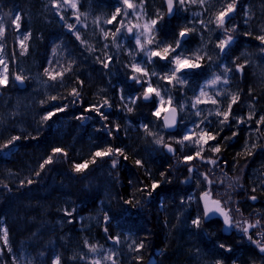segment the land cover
<instances>
[{
  "label": "bare ground",
  "instance_id": "1",
  "mask_svg": "<svg viewBox=\"0 0 264 264\" xmlns=\"http://www.w3.org/2000/svg\"><path fill=\"white\" fill-rule=\"evenodd\" d=\"M22 1L26 2L27 4H30L31 2V0H22ZM240 3L241 4L237 6L238 7L237 12H240L242 15L240 16L237 15L235 21L237 25V32L239 33L237 37L239 46L233 48L232 52L227 58H218L216 53H211L210 55L211 59L204 58V60L201 61L203 67L197 73H195L199 75L198 80L205 82L206 80L211 79L209 77L214 72L216 74L221 73L220 65L222 63H227L229 67L233 68V72L229 73L232 79H230L229 81L230 85L227 86V88L232 93L238 92L240 94V100L238 102L242 103V106L239 108H236L233 105V110H232L233 115L249 107L250 103L241 99V97L249 100L255 98L254 102L256 103L257 107L262 109L264 108V78L261 76H257L255 74L254 70L256 71L258 70V67L255 64V62L250 60L252 61L253 65L251 66L246 65V63H248L247 54L242 55V48L249 46V50L251 52L257 53V55L252 54L253 60L258 62L264 60L263 59L264 55L261 52L264 51V44H261L259 40L255 39V36L262 34V30H264V0H242ZM27 4H25V6ZM242 4L246 6L243 8L247 9V11L249 12L248 17L244 15V11L241 9ZM153 7L154 8L156 7L154 5V2H153ZM158 10L160 13L162 12L161 9ZM158 10H156V12ZM245 19L249 20L248 25H245L244 23ZM177 25L181 26L179 25V22L177 23ZM211 26L213 29L215 28L214 24H211ZM163 29L165 30V32H171L172 30L170 27L168 28L166 26L163 27ZM246 31H251L252 35L245 36L244 33ZM159 35H162V33H160ZM59 36L63 38L62 32L49 31L48 33L42 34V38H43L42 45H50V44L52 45V43L55 40H59L57 39ZM187 44L192 45L190 42ZM43 48L44 47H42V50H40L39 52V56H38L39 64H42L44 62L45 56L47 55V50H43ZM259 52H261V54H259ZM233 59H235L236 65H244L242 73L235 72L234 65L231 63ZM77 73L81 75L88 82V84L93 86L94 88L93 92L90 93L89 99L91 98H92L91 100L98 99L102 90H105L107 87L106 82L105 80H103L101 75L98 72H94L95 74L92 78L91 76L93 74V69L83 68L81 66L77 68ZM126 79L127 78L125 76H121L117 80L125 87L130 88V86L134 85L133 82L129 86L128 81ZM215 87H220V85H217ZM72 88H73V84L68 81L66 83H63L62 89L64 90V93L62 91L59 92L63 96H67ZM130 91L134 92L135 90L130 89ZM212 92L213 90L210 91L209 94H211ZM250 92L251 95H249ZM195 94H198V91H191L190 93L185 94V98L187 99L182 98L186 100L187 106H185L184 108L185 113L191 115L186 120V123L188 124H190V122L193 120L200 119L192 115V113L195 110L191 108V102L194 99ZM111 96L112 98L115 99L116 104L121 103V101L118 100L115 96L113 95ZM221 99L224 102H227L229 97L222 96ZM120 106L121 107L116 106L117 109H116V113L112 117V122L114 123L116 122V124L118 123L120 126V131H122L124 134L120 131L114 132V136L116 137L115 139H111L107 134L96 133L95 131H92V133L90 134L89 131L90 128L76 127L73 125L72 122L71 124L68 125L67 128L64 127L63 129L58 130L56 125L54 127L53 126L48 127V129L50 130L47 129L45 131L42 130L40 125L36 122V119L34 120V123L32 125H28L26 127L27 129H29L27 133H31L32 135L37 136L36 138L38 141L39 140L49 141L52 144L67 142V144L70 146L69 148L72 151V153H77L80 156L86 155L87 149L96 150L97 148L104 147L109 144L113 146L121 145L122 148L125 149V151L130 150L133 153H137L138 150V149L133 150V147L135 145L139 146L140 144H143L145 146L143 151L144 154H146L149 151H156V152L162 151V153L165 156H167L169 153H167L162 146L156 145L153 142L155 137L145 133L142 127L140 126L143 123H147L151 131L157 132V131H161L160 125L163 124L162 121L152 116V114L149 111L147 112L148 119H140L137 116V114L134 113V111L127 112L124 109V104ZM197 107L201 109H205L204 114L207 115V110L213 109L216 106L198 105ZM177 109H178V117L180 119L181 111L179 110V107H177ZM1 114H0V121L2 122L4 119V121L7 122L6 119L4 118L2 109H1ZM260 115L262 114L258 115V119ZM109 125H114V124L112 123ZM8 126H6V130H9ZM180 128H181V123L178 122L176 131L172 132L176 137H180L181 135ZM260 129L261 131L259 132L261 133H259V137H258L259 142H257V144H255L254 139H252L251 137L249 138L247 136L243 137L242 139L238 138L236 141L245 144L251 150L255 158H254V162L250 163V166L253 169L258 170L257 171L258 177L264 179V125H261ZM132 130L136 132H133ZM162 135H164L165 137L164 138L165 142H170L172 146L175 149H177L176 155L175 156L172 155L169 158L171 161L170 163L166 161L164 162V159L162 157L157 158L158 161L160 162L158 166H160L164 172H167V177L171 179V183H166L167 186L162 185L161 188L157 190L156 193H153L152 195L153 201L158 199L157 201L158 204L157 203L151 204L150 206H147L144 209V211L150 214H156V212H159V214L155 215L156 216L155 220H157V222L163 221V224L170 223L171 218H176L178 225L174 230L175 232L174 241H171L172 246H171V251H169V254L171 256L168 258L162 257L160 260V264H166V263L167 264H217L218 261L220 262V264H260L264 262V254L260 253L258 248L250 241H248L246 237L242 238L243 234L238 229L233 228L229 233L225 231L226 228L225 227L224 229H221V232H224V234L220 236V233H218V235L216 236L214 232L218 230L219 225H224L222 218L213 216L211 220H209L206 223H203L201 229L199 230L191 226V220L197 215L198 211H200L202 208L199 201V196L204 190L209 188V185H207V183L203 181L196 183L195 171L189 174L187 171L188 167L183 166V162H182L183 156L189 155L190 154L189 151L193 150V147L188 146L190 142H186L185 146L181 148V145L176 143L174 139L171 141L169 140V132L163 130ZM120 136L123 137L121 138ZM149 136L150 139L153 141L147 140ZM225 136L230 137L231 133L230 132L226 133L224 137ZM235 139L236 137L234 139L227 140L225 143L229 144ZM50 143L47 144L49 145ZM253 144L256 145L255 148H252ZM0 152L3 153V147H0ZM45 157H46L45 150L38 152L30 151L24 154L22 157L18 158L14 162H8L6 160L0 161V192L5 190L3 189V187H5L6 185L7 186L6 189L8 191L12 193L17 192L18 194L17 196H11V197H8V195L0 194V223H3L4 227L7 228L6 220L9 219L14 237L15 235H17L15 245L18 247L21 246L24 248L27 245L25 239L32 246H35L37 248H40L44 243L50 244L51 250L47 252L44 256L42 257L38 256L32 258V261L34 263L52 264L53 256L58 254L60 258L62 257V259L64 260V264H74L71 263L70 260L66 258V254L64 253L62 247L63 245L56 238L57 237L56 235L59 232L52 231L54 218L56 219L57 217L54 212L55 205L50 201L48 197L50 195L49 190L52 191L53 188L59 189L61 187L60 184L54 185L56 180L58 181L59 179H65L66 182L67 174L64 171V169L58 168L56 170L55 169L51 170L50 172L46 170L41 171L39 176L40 177L44 176L45 179L47 180L45 181L46 184L41 185L39 188H37L38 190L28 191L25 186L21 187L20 184L17 185L12 183V178L15 175H20V176L23 175L25 177V175L28 174L30 171H33L34 174L36 171H39V164L43 159H45ZM118 159H120V157ZM73 163H74L73 161L72 162L68 161L63 166L65 169L72 170ZM193 167L195 168V166ZM197 167L201 172H207L205 165L199 164ZM94 168L98 170L95 171L91 179H89V182L73 179L76 185L70 183L71 185L67 187V189L69 188L71 189L72 192L77 193L76 199L82 202V205L85 206L86 204L89 208H92L95 199L100 200L102 202L103 187H104V183H102V173L104 171L103 169H106V171L109 172L111 176V180L113 179L114 176V173H112V169L108 164H104V166H101L100 163H97L95 164ZM237 168L238 166H236L233 163L230 165L229 171H234ZM240 168L248 170V167L247 166L244 167V165H242ZM189 175L193 177V180L184 183L183 181H187ZM132 177L135 179V178H141L142 176L133 172ZM240 184L241 183L236 182V186L233 188H229L228 186L227 187L219 186L218 184L216 185L212 184L210 186L212 198L222 199L224 201H231L233 199L234 200L236 199L239 202L248 205H253V206L262 205L263 207L260 208L263 211H257L254 209V207H250L246 205L244 210L245 214L243 216L241 212L240 216L234 214L232 217L234 223L237 220L240 221L247 220L250 222H254L255 219H261V224L264 225V187L258 186L257 184L254 183H249L244 187L246 190H241L238 193ZM81 186H85L86 188H82ZM253 187L257 189L256 192H252ZM65 188L66 187L62 186L59 190ZM81 189H82V193L86 192L88 196L82 195L80 193ZM249 195H256L257 200L255 202L251 201L250 199H248ZM176 196H178V198L176 199L174 207L172 208L165 207V210H163L164 208L162 204L163 198L171 199V198H175ZM190 196H194L195 199L189 201L188 198ZM16 197H21V198L18 199ZM27 198H29V200H27ZM181 198L184 199L185 203L183 204L181 203ZM18 200H21L22 203H20V201ZM28 201L29 204H26ZM107 210L109 216L111 217L112 215V219L109 221L110 227L109 229H107V235L108 234L116 235L122 237L123 239H125V236H122L121 234L126 236L129 235V237L134 238L135 241L137 242V239L133 234L123 233L121 232V230L117 228L119 227L120 222L123 218L120 208L108 207ZM35 211H37L38 213H36ZM24 213L35 218V220L29 222L30 226L25 227L24 231L23 230L18 231L17 228H19V225L14 222L13 218H16L19 222L24 223L22 222V220L24 219L22 215ZM146 222H147L146 220L140 218L139 222L135 221L134 225L136 226L137 223H140V225L146 228ZM111 223L114 226L111 225ZM151 223L152 221L149 220V224ZM143 227L136 226V228L138 229H144ZM22 231H23L22 236H19L22 233ZM258 231L259 229H251L249 234L256 233ZM212 232L214 234H212ZM8 234H9V230H8ZM97 235L100 236L99 233ZM229 235L230 237L233 238L229 239L228 241H225V237ZM253 238L259 239L258 236H254ZM220 244H224L227 247H230L231 251H227L225 248H220L219 247ZM161 253H162V249H157L154 250L153 252H149L148 261L146 262V264H156L157 261L156 256L160 255ZM140 254L143 255L141 250L139 252H136L133 259L132 258H131L132 260L130 259L131 260L130 264L136 262L137 260L135 259V257L140 256ZM4 258H6V260L8 261L7 257ZM10 261L12 262V256H10ZM21 261L22 260L17 259V264H20ZM23 264H25V262H23Z\"/></svg>",
  "mask_w": 264,
  "mask_h": 264
},
{
  "label": "snow or ice",
  "instance_id": "2",
  "mask_svg": "<svg viewBox=\"0 0 264 264\" xmlns=\"http://www.w3.org/2000/svg\"><path fill=\"white\" fill-rule=\"evenodd\" d=\"M144 2L145 0H140L139 6L133 2V0H117L115 5V10L111 14L110 17L105 19V24H113L114 21L118 20L116 27L114 29L106 30L101 28L100 31L103 33V38L105 40L108 39L109 34H111L112 43L116 47L123 46V42L127 40L128 36H132V41L135 45L134 49H130V55H132V63L126 67L129 68V72L127 74L128 84L131 85L133 82L136 86H139L136 91L129 92L127 96L124 95V87L119 86V98L121 102L124 103V109L127 112H132L134 106L137 102H144L145 105L149 102L153 103L152 116L160 119L162 117V113L164 114L163 124L160 125L161 131L163 130H175L178 124V109L173 106V95L172 90L177 88L178 86H182L187 84L188 80L192 78V76L197 73L203 65L201 61L204 59V56L200 53L203 51L202 48L196 49L195 52L189 55V50L187 48L188 38L193 31H196L195 28H181L178 30L172 40H158L157 36L159 35L161 29L157 27L158 24L164 19V15L159 12V10L155 13V18H150L143 24L137 22L133 23V20L139 21L141 16L144 14ZM52 8H54L55 15L59 16L62 21L66 24L69 31L74 32L76 38L80 39V29L76 27V25H80L81 27H85L86 25L81 24L80 14L78 12L77 0H50ZM166 5L165 12L168 17L171 18L176 15L179 11H187L188 4H195L197 0H164ZM206 3V0H199L200 6L203 8ZM217 3L220 5L217 8L213 15L208 16L205 20L201 18L198 23L201 25V31L208 30L209 24H214L215 28L212 29V32L219 31L220 35L216 38L214 43V47L219 49L217 53L218 58H227L233 50V45L235 44L239 33L237 32V25L235 23L238 12L237 5L239 4V0H217ZM67 7H70L73 11V15L75 16L76 24H69L64 20V16L61 15L63 11ZM211 7V5H210ZM123 9V11H122ZM133 10L131 13V18L129 17V11ZM241 9L244 11V15L246 17L249 16V12L247 9L243 8L241 5ZM207 11V9H205ZM193 16H203V13H193ZM6 17V18H5ZM22 17L17 12L16 14H8L0 15V53H4L6 42L5 36L6 32H15L20 35L16 37L18 42L20 55H25L28 52V46L26 41L30 38V31H22L21 24ZM125 20L128 23H125ZM188 23H193V21H188ZM245 25L249 24V20L245 19ZM124 29V34L121 36V41H117V35L121 33V29ZM133 29H136L135 33H133ZM231 33H237L236 36ZM245 36H251V31H246L244 33ZM201 39L203 37L201 36ZM255 39L259 40L261 44H264V30H262V34L256 35ZM145 45H148L146 48ZM105 49L109 47L107 43L103 45ZM139 53H143V59L139 62L136 61V55ZM53 54H55V49H53ZM6 55H0V86L6 87L9 83L8 76V65L6 63ZM15 55V53H13ZM211 59V57H209ZM96 60L99 61L103 68L107 69L109 64L112 62V56L108 55L105 59H101L100 57H96ZM157 62H163L160 65L161 70L158 72ZM234 65V70L236 73H242L244 65H236L235 60L232 61ZM49 66H51V62H49ZM149 66H151V72L149 71ZM221 73L216 74L213 73L210 80H206L203 85H201L198 94H195L194 99L191 102V108L195 111L192 113L197 118L190 122L189 126L184 129L183 135L179 138H176L174 133H169V140H176V143L181 145L183 148L186 142H190L188 144L189 147L195 148V151L189 155L183 156L182 162L185 164H189L187 171L189 174L195 171L196 174V183L200 182V178L202 177L203 182H206L209 185V188L204 190L200 196L199 201L202 206L201 210L198 211L197 215L191 220V226L195 229L199 230L202 227L203 223L208 222L213 218V216L222 218L223 224L226 229L236 228L242 232V238L246 237L248 241L254 244L260 253L264 254V225L261 224V219H255L254 222H250L247 220H237L235 223L233 222V217L230 215L231 212L236 211L239 212V208L233 210L231 207H225L222 205L220 199H213L211 195L210 186L213 184V179H209V176H215L213 172V168L219 169L222 166L227 165V161H223L221 164L219 157L217 159H212L211 157H205L203 155L205 149L210 151L213 154H219L222 151V145L229 139H234L239 135V126L245 125L247 129L250 131H259L260 126L264 125V114L260 115L259 119L256 120V128L252 129L251 125L248 121H252L254 119L255 113L250 111L249 114L244 116H233L232 110L233 105L237 104L240 100V94L238 92L232 93L227 88L229 85L230 79L232 77L229 73L233 72V68L229 67L227 63H222L220 65ZM65 71H71V66L67 69H61L57 71L56 69L49 70L48 67L44 69V75L49 78V80L56 81L57 78H60V87H63V77L65 75ZM153 77L156 78V82L153 83ZM25 77L22 74H15L13 76V84L16 85V82H19L17 86H24ZM165 82V83H161ZM81 87L83 86V81H79ZM220 85V87H215ZM171 86V87H169ZM209 86L213 87V92L209 94L207 88ZM116 87V86H114ZM251 95V92L249 93ZM72 99H68V97ZM228 96L229 99L226 102V107H220L221 104L225 103L221 97ZM153 97L155 100L153 101ZM51 101H57L58 99L67 100V103H59L54 108L48 110L42 116L43 121H49L54 116H57L59 113H63L67 111L70 105L76 106L77 104L82 105L83 101L81 99V91L80 89L73 87L67 96H60L59 93L56 95H51L49 97ZM44 103V101H41ZM211 104L214 107L213 109L207 110V115H205V109L198 108V105H208ZM131 105V106H129ZM185 105H179V110L181 112L184 111ZM111 109V104L108 99H104L102 103H94L89 104L84 108V112L95 113L96 116L100 118L101 121H108L109 116L107 112ZM216 117L215 120L209 119V117ZM75 118L81 121L86 119H91V117H86L84 113H80L75 115ZM234 121V123H233ZM182 124L183 121L181 120ZM224 125H228L229 128L237 129L231 132V136H225L220 143H215L220 134L223 132ZM145 133L148 135L154 136V143L156 145L162 146L167 153L176 155V149L172 146L170 142H165L164 135L161 134L160 131L153 132L150 130L149 125L147 123H143L140 125ZM98 131H104L111 139H115L114 132H119L120 126L119 124L109 125L104 123L101 125ZM21 140L20 135L11 136L8 141L3 145L4 148H8L10 151L13 150L12 146L16 144V142ZM256 145L253 144L252 148H255ZM245 151L248 155H252L251 150L246 146ZM61 157L67 158L68 152L62 147H54L51 150V154H49L43 161L39 164V171L35 172L36 176L40 175V172L45 169V166L52 165L54 163L61 162ZM119 157H123L125 161L129 159L128 155L125 152L124 148L121 147H113L112 145H107L104 147L97 148L91 154V158L89 160H84L79 163H73V169L76 173H83L85 170L89 168V165L97 164V159L99 158L103 161L105 158H111L109 160V165L111 169H116L118 164L120 163ZM199 159L202 163L212 165V168H209L207 172H201L198 168H194L191 166V161ZM135 164L138 167H144L143 161L140 159L135 160ZM151 179V173H146ZM167 176V172L162 171L160 173L161 179H151L150 184H144L141 181V187L137 188L136 191L146 194V196L150 199L153 193H156L158 189L161 188L163 183H171V179H163ZM219 183L223 184L224 180L216 178ZM193 180L191 175L188 176L187 181H183L187 183L188 181ZM33 179H27L26 183L31 185L33 183ZM131 184L132 181H129ZM25 181H20V186H24ZM236 186V182L229 183L228 187L233 188ZM7 186L5 185V188ZM264 187V186H262ZM257 189L255 187L252 188V192H256ZM189 201L195 199L194 196H190ZM248 199L255 202L257 200L256 195H249ZM123 203L129 206L128 210L131 211L135 209L137 206L141 204V201L133 195L131 198L124 200ZM181 203H185L184 199L181 198ZM75 212V209L71 211L68 209H64V214L66 216H72ZM259 215V214H257ZM112 217L108 215L107 212L104 214V223L107 224ZM68 223H72V220H68ZM251 229H259L256 233H250ZM105 233H107V228H105ZM254 236H258L259 239H254ZM2 238L4 247H0V256L3 255L5 249L11 253L12 249L9 246V235L8 229L4 227L2 229ZM107 239L113 241V244H118L120 242L119 236H107ZM84 244L88 247L89 253H91V257L88 259L85 258L84 255L80 256L81 260H85V264H102V261L111 260L112 264H118V261L114 259L115 251L113 249L105 250L103 246H98L96 244H89L87 240L84 241ZM134 247H132V251L139 252L144 249L145 243L143 241L138 244L133 241ZM220 248H225L227 251H231L230 247H227L224 244L219 245ZM107 251V255H101L100 253ZM75 258V257H74ZM137 261L142 260V256L135 257ZM13 264H17V257L15 255L12 256ZM0 264H4L3 260H0ZM20 264H23L21 261ZM52 264H61L60 256L54 255L52 258ZM217 264H220L218 261Z\"/></svg>",
  "mask_w": 264,
  "mask_h": 264
},
{
  "label": "rangeland",
  "instance_id": "3",
  "mask_svg": "<svg viewBox=\"0 0 264 264\" xmlns=\"http://www.w3.org/2000/svg\"><path fill=\"white\" fill-rule=\"evenodd\" d=\"M242 0H239V4H241ZM137 6L140 4V0H133ZM117 0H77L78 12L80 14L81 24L86 25L85 27H81L80 25H76L77 28L80 29V39L76 38L74 32L69 31L64 21L60 19L59 16L55 15V9L52 8L50 0H31L30 4H27L23 9V14L18 12L22 20L25 21V25H22V31H30L31 36L26 41L28 46V52L25 55H20L12 62V67L9 76V83L6 87L0 86V106L3 110L4 118L8 123L9 131L8 133L14 136L15 134H23L27 133L29 129L26 127L28 125H32L34 120L40 125L42 130H47L50 126H56L58 130L67 128L71 121L73 122L76 118L75 115L68 116V110L73 109L74 106L70 105L67 111L63 113H59L57 116H54L49 121H43L41 118L43 114H45L48 110L54 108L59 103H67L68 101L58 99L57 101H51L49 97L51 95L60 94L59 91L64 93L62 87H60V81H52L49 80L47 76L44 75V69L46 67L51 71L52 64L57 61V53L55 50V54H53V45H42L43 38L42 34L52 32H62L63 34H68L77 47V53L80 58L81 67L83 68H91L93 72H98L103 80L106 82V86H109L110 90H113L115 87V81L121 76H125L127 78V74L129 72V68L126 67L130 65L132 61V55H130V49H134L135 45L132 41V36L129 35L127 40L123 42V46L116 47L112 43L111 34L107 40L103 38V33H101L100 29L104 28L106 30L114 29L118 20L114 21L113 24H105L104 21L115 10V5ZM239 4L237 6H239ZM211 5V7H210ZM243 5V4H242ZM219 4L217 0H206L204 7L202 8L199 4V0L195 4H188L187 11H179L175 16V21L180 27L184 28H195L196 31H193L189 38L188 43L190 42L192 45L187 44V48L189 50V55L196 51L198 48H202L203 51L200 53L204 56V58L210 57L211 53H218L219 49L214 47V43L216 38L219 36V32H212L213 29L211 24L208 25V30L201 31V25L198 21L203 18L207 19L208 16L213 15L215 10L219 8ZM243 7H246L243 5ZM162 8V7H161ZM160 8V9H161ZM238 8V7H237ZM207 9V11H205ZM73 11L70 7H67L65 11L61 13L64 16V20L69 24H76L75 16L73 15ZM123 11V9H122ZM129 11V17L131 18V13L133 10ZM17 12H13L11 14H16ZM156 13L155 8L153 7V1L145 0L144 2V14L141 16L139 21L133 20V23H141L143 24L150 18H155L154 15ZM193 13H203V16H193ZM161 14H163L161 12ZM165 17V13L163 14ZM242 15L238 12V16ZM188 21H193V23H188ZM127 24L128 21L125 20ZM164 22L161 21L160 25ZM22 24V23H21ZM136 29H133V33H135ZM124 34V29H121V33L117 35V41H121V36ZM19 33H16V37L19 36ZM201 36L203 39H201ZM158 40H165L164 38H160L157 36ZM107 43L109 47L105 49L103 45ZM18 45V42H17ZM47 50L46 64L44 68L39 64V52L40 50ZM147 48L148 45H145ZM19 48V46H18ZM22 51L21 49H19ZM264 55V51H261ZM259 52V54H261ZM247 54L248 63L246 65H253L252 61L258 67V70H254L257 76H261L264 78V60L255 61L252 59V54L257 55V53L251 52L249 50V46L242 48V55ZM0 55H4L0 53ZM112 56V62L109 64L107 69L103 68L102 64L96 60V57H100L101 59H105L106 56ZM41 56V55H40ZM239 57V56H237ZM143 59V53H139L136 55V61L139 62ZM264 59V56H263ZM204 60V59H203ZM235 60V59H234ZM252 60V61H250ZM233 61V60H232ZM49 62H51V66H49ZM7 63V60H6ZM232 63V62H231ZM163 62H157L156 70L159 72L161 70L160 65ZM233 64V63H232ZM8 65V64H7ZM2 67V66H0ZM251 68V67H250ZM55 69V68H54ZM149 71L151 72V66H149ZM15 74H22L25 77V81L27 82V86L24 89H19L16 85L13 84V76ZM213 74L210 75L209 78L212 77ZM59 78V77H58ZM57 78V79H58ZM199 76L194 74L191 79L188 80L187 84L178 86L172 90L173 106L179 107V105H186L185 94L190 93L191 91L200 90L201 85L204 84V81L198 80ZM153 83L156 82V78L153 77ZM193 79L195 80L193 82ZM127 80V79H126ZM209 80V79H208ZM165 83V82H161ZM230 85V84H229ZM228 85V86H229ZM130 86V85H129ZM171 87V86H169ZM138 88L135 84L129 87L124 86V95L127 96L131 90H135ZM106 88L102 90L98 100L99 103L103 102L104 99H108L112 101V96H115L118 100L119 98V89L116 93H111L110 90ZM213 90L212 86L207 88V91L210 92ZM67 91V89H66ZM60 96H63L60 94ZM184 98V99H182ZM155 100V97H154ZM44 101V103H41ZM121 101V100H120ZM125 102H121L124 104ZM178 106H177V105ZM153 105V104H152ZM146 106L147 110L152 114L153 106ZM180 114V113H179ZM180 119L183 121L181 124V135H183L184 129L189 126L186 123V120L191 116L185 113V110L181 112ZM86 120L80 121L79 125L84 124ZM75 126V125H74ZM32 128V127H30ZM50 130V129H48ZM158 132V131H157ZM162 134V131H160ZM92 133V131H90ZM49 135V134H48ZM165 138V137H164ZM179 138V137H176ZM176 142V140L174 139ZM98 170V169H97ZM102 173V183H104L103 187V197L102 202L97 200L95 202L96 207L91 208L90 210L83 212L79 206L82 205V202L78 201L76 203V194L72 192L71 189H67L70 183L75 182L70 177H66L65 179H60L62 181L55 182L54 185L60 184L61 187H66L65 189L58 190L52 189L49 190L50 195L48 196L50 201L55 205V214L56 219L54 218V222L52 225V231H58L59 233L56 235L57 239L63 245L64 253L66 254V258L70 260L71 263L74 264H85V260H81L80 256L84 255L86 259L91 257V253H89L88 247L84 244V241L87 240L89 244H96L99 246H103L105 250L113 249L115 251L114 259L118 261V264H130L135 251H132V247H134L133 241L134 238L129 237V235L125 236V239L120 237V242L118 244H113V241H110L99 233L98 236L97 230L104 225V214L108 213V207L120 208V198L115 192L112 186L111 176L106 169H103ZM33 171L29 172L31 175ZM6 179V178H5ZM8 180V179H7ZM27 181V177L23 175H15L12 178V183L19 185L20 181ZM11 182V181H10ZM53 187V185H52ZM55 187V186H54ZM56 188V187H55ZM3 194V191L0 192ZM29 200V198H27ZM29 204V201L26 203ZM29 206V205H28ZM30 207V206H29ZM64 209L72 210L75 209V212L72 216H66L64 214ZM109 215V214H108ZM68 220H72V223H68ZM108 224V223H107ZM4 228L3 223H0V237H2V229ZM108 236H116L108 234ZM131 238V239H130ZM2 239V238H1ZM3 241V240H2ZM135 243H137L135 241ZM101 255H107V251L100 253ZM75 257V258H74ZM132 258V259H131ZM131 259V260H130ZM102 264H112L111 260L105 262L102 261Z\"/></svg>",
  "mask_w": 264,
  "mask_h": 264
},
{
  "label": "trees",
  "instance_id": "4",
  "mask_svg": "<svg viewBox=\"0 0 264 264\" xmlns=\"http://www.w3.org/2000/svg\"><path fill=\"white\" fill-rule=\"evenodd\" d=\"M148 1H151V0H148ZM152 1L154 2V5L156 6L155 10H158L162 7L161 10L163 13L162 0H152ZM25 4H27V3L22 1V0H0V15H4L5 13L11 14L13 12H21L23 14V9H24ZM154 17H155V15H154ZM162 21L164 22L163 24L157 25V27L161 29L160 33H162V35H159V37L167 39V40H172L174 34L178 30H180L182 27L177 25V22L175 21V19L167 18L166 16L164 17V19ZM21 23L23 26L25 25L24 20H21ZM165 26L168 28L170 27L172 29L171 32H165V30L163 29V27H165ZM62 35H63V38L59 36L57 38L59 40H55L52 43L54 49L56 50L57 58H58L57 61L52 64V68L54 67L57 71H59L61 69H67L69 66H71L70 72L65 71V75L63 77V83H66L69 81L70 83L73 84V87L80 89L81 99L83 101L82 105L77 104L76 106H74L73 109L68 110V113H69L68 116L78 115L80 113H84V115L86 117H91V119H86V121L82 125H79V122L81 120L75 119L73 122L71 121L73 123V125H75L76 127H80V128L81 127L82 128H90L89 131H95L96 133L106 134L104 131H98L97 129H100L101 125L104 123H109V124L113 123L115 125L116 122L115 123L112 122V117L116 113V109H117L116 106L121 107L120 105H122V104L121 103L116 104V101L114 98H112V101H109L111 104V109L109 112H107V115L109 116L108 121H101L100 118L95 115V113L84 112L85 107H87L89 104L99 103V100L98 99L91 100L92 98L89 99L90 93L93 92L94 88H93V86L89 85L88 82L81 75H79L77 73V68L79 66H81L80 65V58H79L78 53H77V47L75 46L73 39L68 34L65 35L62 33ZM234 36H236L235 33H234ZM5 42H6V47H5L3 54L4 55L7 54L6 60H7L8 68H9L8 72L10 74L13 60H15V58L20 56V54H19L20 50L18 48L17 40H16V33L11 32V31L6 32ZM236 44L238 45V41L235 42L234 47ZM13 53H15V55H13ZM45 64H46V58L44 59V62L41 64V66L44 68ZM94 74L95 73L93 72V74L91 76L92 78H93ZM57 80L60 81V78H58ZM79 81H83L82 87L79 84ZM114 85L116 87L113 90H110L109 86H107L106 88H108L111 93H116L117 90L119 89V86L124 87V85L119 83L118 80L115 81ZM130 92H132V91H130ZM87 98L89 99V101ZM68 99L70 100L72 98L69 96ZM133 111L135 114H137V116L140 119H148L147 107L141 101L137 102V104L133 108ZM0 114H1V109H0ZM132 131L136 132L134 130H132ZM120 132H122V131H120ZM36 137L37 136L29 133V135L21 136V140L16 142V144L12 146L13 150L10 151L8 148H4L3 145L8 141V139L10 137H8L6 134V122L3 119L2 122L0 121V147H3V153L0 152V161L6 160L8 162H14L18 158L22 157L24 154H26L30 151L31 152H38V151L45 150L46 157H47L49 154H51L52 148L62 147L68 152V157L67 158L61 157V162L54 163L52 165H47V166H45L44 170L50 172L51 170H54V169L56 170L58 168H61V169H64V171L66 172V174H67L66 176H68L72 179H75V180H81V181L83 180L85 182H89V179H91L92 175L95 173V171H97V169L94 168L95 165H92V164H90L89 168L87 170H85V172H83V173H76L74 171V169H72V170L65 169L63 166L68 161L69 162L73 161V162L79 163V162H82L84 160H89L91 158V154L94 150L87 149L86 155L80 156L77 153H72V151L69 148L70 146L67 144V142L52 144L49 141H41V140L38 141ZM120 137L122 138L123 136H120ZM147 140L153 141L150 139V136L147 138ZM47 143H50V144L48 145ZM141 145H143V144H140L139 146L135 145L133 147V150L138 149L137 153H133L130 150L125 151L129 157V159L127 161H125L123 159V157H120V159H119L120 163L118 164L117 168L112 169V173H114V176L112 179V184H113V188H114L115 192L117 193V195L120 198V210H121V213L123 216V218L120 222V225L117 228L119 230H121V232H123V233L133 234L137 239V243H139L141 241H143L145 243L144 249L141 250L143 255L140 254V256H142V260L136 261L133 264H146V262L148 261V253L149 252H153L154 250H157V249H162L163 254L161 253L160 255L156 256V258H157L156 264H160V260L162 257L168 258L171 256L169 254V251H171V246H172L171 241H174V238H175L174 237L175 236L174 230L177 227L178 222H177L176 218H171L170 223H164L163 224V221L157 222V220H155V218H156L155 215L159 214V212H156V214H150V213H146L144 211V209L147 206H150L151 204H156L158 199L153 201V196L149 199L146 196V194L138 192V191H136V189L142 186L140 183L141 181H143L144 184H150L151 179H157V180L161 179L160 173L163 170L160 166H158L160 164V162L157 159L158 157H162L164 159V162L166 161V162L170 163L171 161H170L169 157L165 156L162 153V151H160V150H159L160 152L149 151L146 154H144L143 151H144L145 146L144 145L141 146ZM113 147H121L122 148L121 145H117V146H113ZM110 159L111 158H105L103 161H101L98 158L97 163H100L101 166H104V164L109 165ZM136 159L142 160L144 167H138L135 164ZM133 172H135L136 174H138L142 177L134 179L132 177ZM148 172L151 173V179L146 174ZM168 178L169 177L166 176L163 179L167 180ZM29 179H33L34 182L31 185H28L27 183L24 184V186L27 188L28 191L38 190L37 188H39L41 185L46 184L45 181L47 180V179H45L44 176L43 177L42 176L41 177L36 176L34 173L29 175ZM58 181H62V180L59 179ZM129 181H132V183L130 184ZM162 185L167 186L166 183H163ZM81 187L86 188L85 186H81ZM3 189H5V190H3V195H8V197L18 195L17 192L12 193V192L8 191L5 187H3ZM23 192H25V191H23ZM80 193L84 196H88L86 194V192L82 193V189L80 190ZM133 195H135L141 201V204L139 206H137L135 209L129 211L128 210L129 206L125 205L123 203V201L131 198ZM16 198L20 199L21 197H16ZM177 198H178V196H176L175 198H171V199L163 198V203H162L164 206L163 210H165V207H169V208L174 207V204H175ZM18 201H20V203H22L21 200H18ZM78 201L79 200L76 199L77 204H78ZM95 202H97V199L94 200L92 208L96 206L97 203L95 204ZM79 207L83 212H86V211L91 209L86 204H85V206L81 205ZM35 212L38 213L37 211H35ZM22 217L24 218L23 220H25L26 222L22 220V222H24V223H21L16 218H13L14 222L19 225V228H21V229L17 228L18 231H21V230L24 231L25 227L30 226L29 222L35 220V218L29 216L26 213H24L22 215ZM111 217H112V215H111ZM140 218H143L144 220L147 221L146 222V228H144L142 225H140V223H137L136 226H141L144 229H138L134 225L135 221L139 222ZM149 220L152 221L151 224H149ZM6 222H7V229L9 230V234H8L9 235V246L11 247L12 251H11V253H8V251H6V250L4 251L3 257L1 256V260L4 261V264H13L10 261V256H13V255H15L18 260H22L23 262H25V264H36L32 261V258L38 257V256L42 257L47 252H49L51 250L50 249L51 246L48 243H44L40 248H37L35 246H32L29 242H27L26 239H25V242L27 245L24 248L21 246H19V247L16 246L15 241H16L17 235H15V237H14L12 229H11V223H10L9 219H7ZM109 224L110 223L108 222V224L99 228L97 230V232L102 233L103 236L107 237L108 235H107V233H105V228L109 229V227H110ZM111 225H113V224L111 223ZM23 231L19 236H22ZM24 235H23V238H24ZM163 249H164V252H163ZM4 257H7L8 261ZM61 263L64 264V260L62 259V257H61Z\"/></svg>",
  "mask_w": 264,
  "mask_h": 264
},
{
  "label": "flooded vegetation",
  "instance_id": "5",
  "mask_svg": "<svg viewBox=\"0 0 264 264\" xmlns=\"http://www.w3.org/2000/svg\"><path fill=\"white\" fill-rule=\"evenodd\" d=\"M241 99L245 100L246 102L250 103L249 107L245 110H241L239 113L234 114L233 116L239 115V116H244L246 117L250 111L253 110V112H255V116L252 121H248V123L251 125L252 129L256 128V120L258 119V115L259 114H263L264 113V108H258L256 103L254 102L255 98H252L251 100L249 99H245L242 98ZM253 102V103H252ZM211 105V104H208ZM204 106V105H201ZM236 108H239L242 106V103L237 102V104L234 105ZM220 107H226V102L221 104ZM216 117L212 116L210 117V119H215ZM234 123V121H233ZM224 130L223 132L220 134L219 139L215 142V143H220L221 140H223L224 135L226 133H231L233 130H237V129H233V128H229L228 125H224L223 126ZM239 135L236 136V139L234 141H232L229 144H226L225 142L222 145V151L219 154H213L210 151H208L207 149L204 151L203 155L205 157H211L212 159H217V157H219V160L221 162V164L223 163V161H227V165L226 166H222L219 169H215L213 168V172L215 173V176L210 175L209 179H213V184L216 185L218 184L219 186H224L227 187L229 185V183L232 182H238L241 183L240 187L238 189V193L241 190H246L244 187L249 184V183H254L257 184L258 186H264V179L260 178L257 176V171L253 169L250 166V163L254 162V155H248V153L245 151L246 145L243 143H239L238 141H236L238 138L242 139L243 137L247 136V137H251L252 139H254L255 144H257V142H259V131H261V129L259 131H250L249 129H247L245 127V125H240L239 126ZM177 150V149H176ZM192 152L195 151V148H193V150H191ZM191 151L190 154L192 153ZM235 164L236 166H238V168L234 171H229V167L231 164ZM201 164L199 159L193 160L191 161V166H195V168H198L197 166ZM249 166H248V165ZM242 165L247 166L248 170H245L243 168H240ZM183 166L185 167H189V164H185L183 163ZM206 166V170L208 171L209 168H212V165L208 164L205 165ZM196 178V177H195ZM202 178V177H201ZM200 178V180H202ZM216 178L219 179H223L224 183L221 184L218 182V180ZM197 179V178H196ZM221 202L223 203V205L227 208V207H231L233 210H235L236 208H239V212L233 211L230 213L231 216H233L234 214L237 216H240V213L242 212V216L245 214L244 210H245V206L248 204H244L239 202L238 200H231V201H224L222 199H220ZM250 207H254L255 210L257 211H263L260 207H263L262 205L260 206H253V205H248ZM225 226L224 225H219V228L217 231H215L214 233L216 234V236L218 235V233H220V236H222L224 234V232H221V229H224ZM225 231L229 232L231 231V229H227L225 228ZM212 232V234H214ZM233 237L226 236L225 237V241H228L229 239H231Z\"/></svg>",
  "mask_w": 264,
  "mask_h": 264
},
{
  "label": "water",
  "instance_id": "6",
  "mask_svg": "<svg viewBox=\"0 0 264 264\" xmlns=\"http://www.w3.org/2000/svg\"><path fill=\"white\" fill-rule=\"evenodd\" d=\"M16 84L18 85L19 82H16ZM25 87H26V84H25V82H24V86H23V87H20V88H21V89H24ZM177 119H178V117H177ZM162 123H163V119H162ZM177 125H178V124H177ZM176 129H177V128H176ZM176 129H175V130L169 129V130H166V131L169 132V133H172V132L176 131ZM169 155L172 156V154H170V153H169Z\"/></svg>",
  "mask_w": 264,
  "mask_h": 264
}]
</instances>
